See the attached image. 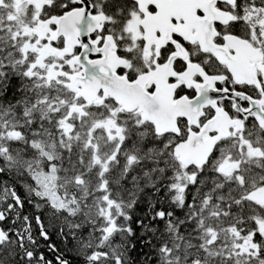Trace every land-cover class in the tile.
I'll return each instance as SVG.
<instances>
[{"label": "flooded vegetation", "instance_id": "obj_1", "mask_svg": "<svg viewBox=\"0 0 264 264\" xmlns=\"http://www.w3.org/2000/svg\"><path fill=\"white\" fill-rule=\"evenodd\" d=\"M5 1L7 6L14 3ZM86 6L91 27L78 20L74 25L77 28L65 29L66 22L61 23V19ZM259 14H264V0H45L40 11H29L26 21L35 18L32 21L36 24L30 28L36 32L38 45L50 56L56 55L50 61L59 68L57 92L67 89L74 102L86 106L80 112L90 117L85 116L80 123L87 124L85 119L91 122V118H114L124 127L120 153L114 161L118 167L127 168L117 190L110 184L120 213L116 222L126 229L124 244L132 233L122 213L129 210L134 201L131 198L137 193L144 198L145 194L158 191L167 166H181V151L189 144H194L199 154L209 152L205 165L185 169L190 179L195 178V189L203 186L201 180L209 181L219 188L217 200L223 194L233 196L235 188H243L246 196L257 189V181L261 180L257 168L264 165V38L258 26ZM4 15L12 20L4 11L0 12V19ZM23 36L16 25L7 28V23L0 24V76L12 75L27 92L37 79L26 77L29 61L13 51L18 48L13 46L15 41ZM103 61L110 64L118 79L138 83L149 97L156 95L164 102L154 116L156 123L145 119L146 113L140 108L127 111L113 97L106 96L103 89L93 101L85 99L86 90L79 86V79L85 77L83 64L98 65ZM73 77L77 82L72 81ZM71 82L75 93L67 86ZM47 88L15 98L19 100L18 108L5 109L0 104V181L8 178L6 172L21 173L31 180L35 167L45 164L44 157L36 155L35 144L41 143V131L50 127L56 130L48 114ZM74 124L77 143L71 149L72 155L67 157L62 151L63 161L76 159L75 176H94L92 169H81L87 160L85 148L91 147L83 141V127ZM109 141L99 136L93 143L109 147L110 153L118 142ZM33 159L35 165L30 164ZM65 164L67 169L70 163ZM143 165L146 171L155 166L154 177L148 181L151 185L140 176L137 183L133 182L136 177L131 176L130 169ZM75 194L81 197L80 193ZM175 195L181 197L178 190ZM125 218L129 220V216ZM10 219L5 217L2 222L6 228H1L3 236L11 232ZM19 237L31 241L27 249L30 260H34L35 252L41 255L42 264H47L48 255L56 253L50 237ZM95 252L93 258L99 255ZM123 255L128 256L126 250ZM50 259L52 264H62L59 257Z\"/></svg>", "mask_w": 264, "mask_h": 264}, {"label": "rangeland", "instance_id": "obj_2", "mask_svg": "<svg viewBox=\"0 0 264 264\" xmlns=\"http://www.w3.org/2000/svg\"><path fill=\"white\" fill-rule=\"evenodd\" d=\"M8 1L14 3L11 4V6H7L9 3L5 0H0V12H7V14L12 17V20L9 21L10 18H8V20L5 19L4 15V17L0 19V24L3 25L7 23V28L16 25L18 32H24V36L19 38L20 41H15L13 46L16 47V45H18V48L16 47L17 49L15 48L13 51H17L20 58L24 56V59L26 58L29 61V67L25 70L26 77L32 78V80L37 79V83H40V87L42 88L48 87L51 82L55 81L60 84V81L57 79L59 68L55 65L56 63L53 64L50 61L51 58L56 55L50 56L48 52L46 53L44 47L41 48V46L38 45L37 36H35L36 32H33L30 28V25L33 23L32 20L35 18L32 16V19L30 18L31 22L26 21V17L29 16V11H40L41 4L44 3L45 0ZM258 16V26L263 31L261 34L264 38V14L262 16L259 14ZM34 39H36V41H34ZM29 54H31L32 57H29ZM46 95L47 98H49L48 114L52 121L51 126L54 125L57 132L54 133V130L51 128L47 130L48 132L46 130L40 132L39 137L41 143L38 142L35 146L41 148L39 154L44 157L45 164L36 166L32 176L34 177L33 187L39 193L38 197L44 199L49 205V211L44 214L48 221L49 232L59 235L66 234L68 240H66V244L63 243L61 247L70 248V246L74 244L75 246L73 245L72 249L73 253H76V256H82L92 250L91 256L86 259L89 264L92 262V254L94 256L96 253H94V251L96 250L99 255L95 256L97 262L94 264H114L109 259L115 260L117 257L125 258V255H123L124 243L122 240L126 237V229L121 228L116 222V217L119 215L116 204V194L112 192L110 188V184L115 190L119 188L121 176L123 172H125L124 168H127L126 166L118 167V164L114 161L118 153H120L121 142L124 137V127L116 123L114 118H112V121L110 119H97L94 121L91 118V122L85 119L90 125L88 123H80L85 116L88 118L90 117L80 112V109L86 106H79L74 100L73 103L67 100L58 102L54 98H51V95ZM62 106L65 107V110L61 111ZM56 119L58 120L56 121ZM75 122L83 127V141L85 140L86 144L91 147L85 148L87 160L81 165V169L84 171L88 168L89 172H91L92 169V171L96 173L94 176L90 174L87 177H82L72 174V171L69 169H75L76 172V159H71L72 161L67 159L66 163L69 162L70 164L67 165V169H65L66 164L65 161H63L64 155L62 153V148L64 143L70 146L71 143L77 139V136L74 135V130L76 128ZM45 124L47 125L49 123L47 122ZM99 136L105 137V140L108 141L112 139V142L115 144L118 142V145L108 153L110 150L109 147H102L100 143H93ZM127 150L126 148V152ZM64 151L68 156L71 155V150L66 149ZM135 152L134 154L138 155V152ZM253 156H255V152H253ZM129 157L133 158V155ZM34 160L35 159L31 162L27 160V162H30L31 165H35L37 162ZM18 162L17 160L16 163ZM128 164H130V162H128ZM137 171L140 172L137 173ZM155 172L153 168L152 170L146 171L145 165L135 166L130 169L131 176L136 177L133 182L137 183L138 177L140 176L142 179H145V182L149 185L152 183L148 181L150 178L154 177ZM109 174H111V178H108V180L107 177ZM243 174L245 175L246 172H243ZM66 175L69 176L68 180ZM260 179L261 180L258 179L257 181V186L263 180V178ZM178 190L179 194L183 192L182 187H178ZM75 192L80 193L81 197L78 198ZM212 195L213 194L210 193L206 197ZM229 198L230 196L223 194L219 197V201H227ZM248 200L264 206V181L248 196ZM120 211L122 213V210ZM206 213H208V211ZM213 221L214 220H211L205 223L208 228L213 227ZM118 222L121 224L120 218ZM261 225H264V217ZM85 228H87V230L83 231L81 235L73 232L76 230L82 231ZM188 229L189 235L194 237L192 226H189ZM215 231L216 228L209 232L206 237V240H208L207 243L213 245L219 244V246H221V241L219 239L220 235ZM2 235L0 227V244L4 239ZM198 236H201V232ZM187 240L190 239L187 238ZM196 248L199 247L196 245L194 249ZM206 263L221 264V260H211Z\"/></svg>", "mask_w": 264, "mask_h": 264}, {"label": "trees", "instance_id": "obj_3", "mask_svg": "<svg viewBox=\"0 0 264 264\" xmlns=\"http://www.w3.org/2000/svg\"><path fill=\"white\" fill-rule=\"evenodd\" d=\"M10 76L12 75L0 76V104L4 105L5 109L18 108L19 100L16 101L15 98L20 95L24 97L23 93L34 94L39 91V88H34L38 86L28 84L31 88L26 92L24 85L22 86L17 78ZM170 168L167 166V174L158 191L145 194L144 198L137 193L131 198L134 201L130 203L125 216H129L127 223L132 235L129 242L124 244L128 253L124 264H207L206 262L211 260H221V264H264V225H261L264 213L260 206L247 200L243 188L233 189V196L231 194L229 200L219 201L216 196L218 186L201 180L203 186L195 189L196 185L189 184L190 180L181 175L183 171L179 166ZM6 174L9 175L8 178L0 181V195L1 184L10 185L21 199L27 216L22 211L17 212L16 223L10 229L9 238L0 244V264H29L27 249L30 247V241L20 239L19 236L23 235L20 227L25 217L39 227L36 217L39 216L44 224V216L36 212L35 202L25 195L26 192H22L21 184L31 180L21 173ZM199 182L197 180L196 184ZM173 185L187 187L181 197L175 195ZM210 193L213 195L206 197ZM34 199L36 200L35 197ZM11 201L14 203L12 197ZM211 220H214L213 227L208 228L205 223ZM44 226L46 228L45 224ZM189 226L194 230V237L189 235ZM1 227L6 229L3 225ZM215 228V232L220 235L221 246L207 243L206 237ZM200 232L201 236H198ZM39 234L37 232L32 237H41ZM47 234L56 251L48 255L47 263L50 262V257L54 260L55 256L66 264H87L85 258L76 257L73 253V245L60 249L63 243L66 244V234H53L49 231ZM45 244L48 248L47 243ZM196 245L199 248L194 249ZM32 261L42 263L35 252Z\"/></svg>", "mask_w": 264, "mask_h": 264}, {"label": "water", "instance_id": "obj_4", "mask_svg": "<svg viewBox=\"0 0 264 264\" xmlns=\"http://www.w3.org/2000/svg\"><path fill=\"white\" fill-rule=\"evenodd\" d=\"M88 8L81 12L71 13L66 16L64 19H61V23L65 20V29H75L74 26L76 21L80 20L82 23H86L91 27V24L87 21ZM86 26L82 24L81 28L84 29ZM83 74L85 77L79 79L80 85L86 90V100L91 102L96 97L98 91L103 89L106 96H111L115 101L124 106L127 111H132L133 109L140 108L146 113L145 119L150 122L156 123L154 116L158 109L164 105L158 96L149 97L143 89H140L138 84H129L123 78L118 79L113 73V69L110 64H107L105 61L98 65H91L90 63L83 64ZM79 78V77H78ZM115 79V80H114ZM77 78L73 77L72 81L77 82ZM74 90V88H73ZM160 134V129L158 131ZM184 155L182 163L185 166H189L190 161L195 162L194 158L199 159L194 165L201 167L204 163L207 162L209 152L199 154L194 147V144H189L188 148H185L181 151ZM187 158V159H186ZM120 264V261H118Z\"/></svg>", "mask_w": 264, "mask_h": 264}, {"label": "bare ground", "instance_id": "obj_5", "mask_svg": "<svg viewBox=\"0 0 264 264\" xmlns=\"http://www.w3.org/2000/svg\"><path fill=\"white\" fill-rule=\"evenodd\" d=\"M20 88V87H19ZM24 89V88H23ZM26 91V90H25ZM24 94V93H23ZM20 97V96H19ZM22 102V101H21ZM28 102V101H27ZM13 103V102H12ZM19 116V115H18ZM17 118V117H16ZM34 119V118H33ZM11 124V123H10ZM51 128V127H50ZM35 131V130H34ZM33 132V131H32ZM37 132V131H36ZM48 132V131H47ZM30 136V135H29ZM31 136H32V134H31ZM28 138V137H27ZM26 140V139H25ZM48 141V140H47ZM150 141V140H149ZM28 143V142H27ZM142 143V142H141ZM145 144V143H144ZM18 149V148H17ZM13 152V151H12ZM66 162V161H65ZM6 165V164H5ZM64 165V164H63ZM69 165V164H68ZM12 167V166H11ZM147 167V166H146ZM3 168V167H2ZM5 168V167H4ZM128 172V171H127ZM5 173V172H4ZM173 173V172H172ZM1 174V173H0ZM14 176V175H13ZM1 177V176H0ZM1 179V178H0ZM73 179V178H72ZM10 183V182H9ZM14 183V182H13ZM218 194V193H217ZM32 207V206H31ZM21 226V225H20ZM80 227V226H79ZM21 228V227H20ZM39 228V227H38ZM50 230V229H49ZM56 232V231H55ZM69 234V233H68ZM144 234V233H143ZM36 235V234H35ZM142 235V234H141ZM70 236V235H69ZM13 237V236H12ZM67 238V237H66ZM68 240V239H67ZM71 240V239H70ZM79 240V239H78ZM58 241V240H57ZM25 243V242H24ZM13 244V243H12ZM20 245V244H19ZM60 245V244H59ZM74 245V244H73ZM75 246V245H74ZM14 247V246H13ZM46 247V246H45ZM44 247V248H45ZM43 249V248H42ZM60 249H61V246H60ZM91 251V250H90ZM14 252V251H13ZM45 252V251H44ZM51 254V253H50ZM76 254V253H75ZM95 254H97V253H95ZM39 255V254H38ZM55 255V254H54ZM64 255V254H63ZM78 255V254H77ZM127 255H128V253H127ZM36 256V255H35ZM41 256V255H40ZM74 256V255H73ZM45 258H47L46 257V255L44 256ZM55 257V256H54ZM127 257V256H126ZM44 258V259H45ZM53 258V257H52ZM67 259V258H66ZM125 259V258H124ZM128 259V258H127ZM46 260V259H45ZM50 261H51V259H49ZM110 260V259H109ZM57 261V260H56ZM62 261V260H61ZM60 261V262H61ZM63 262V261H62ZM47 263V262H46ZM54 264V263H53Z\"/></svg>", "mask_w": 264, "mask_h": 264}]
</instances>
